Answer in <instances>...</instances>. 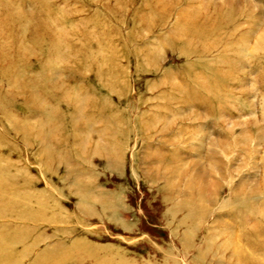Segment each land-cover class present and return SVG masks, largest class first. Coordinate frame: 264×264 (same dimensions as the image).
I'll use <instances>...</instances> for the list:
<instances>
[{"label": "rangeland", "instance_id": "1", "mask_svg": "<svg viewBox=\"0 0 264 264\" xmlns=\"http://www.w3.org/2000/svg\"><path fill=\"white\" fill-rule=\"evenodd\" d=\"M263 218L264 0H0V264H264Z\"/></svg>", "mask_w": 264, "mask_h": 264}, {"label": "bare ground", "instance_id": "2", "mask_svg": "<svg viewBox=\"0 0 264 264\" xmlns=\"http://www.w3.org/2000/svg\"><path fill=\"white\" fill-rule=\"evenodd\" d=\"M201 15H197L194 14L192 16H190V18L188 19L186 26L189 27L188 31L183 30L182 32H180L181 38L183 39H187V41H189V43H194L195 41L197 42H201L207 46H209V48L213 49V43L212 42H216L217 45L216 46H220L222 45V47H224V50L226 51H231V52H237L239 50V48H241L242 46V39L243 36L236 34V31L234 33V31L230 32L229 34H226V31H224L225 33H221V30L223 31V29H228V25L229 24V19L228 18H213V17H208V16H201ZM223 20V21H221ZM225 24V27H223ZM227 24V25H226ZM186 28V27H185ZM236 35L238 37H236ZM214 37V38H213ZM53 39H55V36L52 37ZM222 38V39H220ZM215 39V40H214ZM58 40V39H57ZM224 45V46H223ZM209 49V50H211ZM218 79V78H216ZM216 83H214L215 85ZM198 195H200V192H198ZM264 219V218H263ZM250 235V236H249ZM249 235H246V240L248 241H253L252 238L253 237H262L264 239V230H260L257 234L255 233H250ZM249 236V237H248ZM254 242V241H253Z\"/></svg>", "mask_w": 264, "mask_h": 264}]
</instances>
